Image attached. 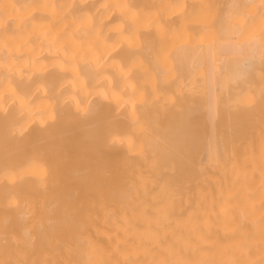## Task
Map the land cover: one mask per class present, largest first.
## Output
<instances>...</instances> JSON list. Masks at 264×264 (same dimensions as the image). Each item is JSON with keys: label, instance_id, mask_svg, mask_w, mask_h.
Here are the masks:
<instances>
[{"label": "bare ground", "instance_id": "obj_1", "mask_svg": "<svg viewBox=\"0 0 264 264\" xmlns=\"http://www.w3.org/2000/svg\"><path fill=\"white\" fill-rule=\"evenodd\" d=\"M0 264H264V0H0Z\"/></svg>", "mask_w": 264, "mask_h": 264}]
</instances>
